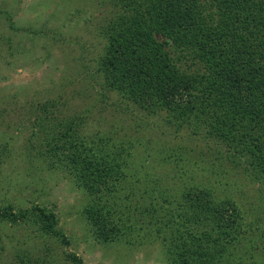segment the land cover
Here are the masks:
<instances>
[{"label":"trees","instance_id":"16d2710c","mask_svg":"<svg viewBox=\"0 0 264 264\" xmlns=\"http://www.w3.org/2000/svg\"><path fill=\"white\" fill-rule=\"evenodd\" d=\"M114 2L129 15L103 27L97 68L102 89L142 112L165 113L178 131L224 143L252 168L246 174L264 183V0ZM50 107H41L44 116L38 117L34 135L44 134L38 138L43 157L52 159L50 152L60 149L57 140H64L62 147L81 143L85 118L53 122ZM47 121L54 128L66 125L65 132H56L51 141ZM112 140L96 133L83 141L90 143L85 149L56 161L91 199L83 218L95 240L136 248L132 238L149 226L146 233L160 238L168 264H264V242L258 243L254 221L245 222L230 198L217 200L218 190L194 181L175 192L147 169L144 176L128 175L121 165H129V153L123 142L110 150ZM124 213L133 218L119 222ZM2 215L15 223L33 215L45 237L69 240L57 229L58 214L46 207L15 212L10 206ZM145 241L138 239L137 247ZM45 245L49 252L58 248ZM67 257L71 264H84L76 254Z\"/></svg>","mask_w":264,"mask_h":264},{"label":"rangeland","instance_id":"374dc122","mask_svg":"<svg viewBox=\"0 0 264 264\" xmlns=\"http://www.w3.org/2000/svg\"><path fill=\"white\" fill-rule=\"evenodd\" d=\"M115 3L0 0V264H71L70 254L84 264H168L160 238L146 233L149 226L132 238L136 248L124 242L100 244L87 230L83 212L91 199L56 161H64L76 148L85 149L90 143L83 141L96 133L112 137L110 150L113 143L120 148L124 143L129 165L121 166L128 175L144 176L147 169L159 173L162 185L175 192L190 181L218 190L215 199L230 198L245 222L254 221L258 243L264 242V183L246 174L252 168L238 154L224 143L216 145L178 131L165 113L142 112L102 89L97 68L105 43L103 27L129 15ZM45 103L54 105L50 107L53 122L85 118L78 133L81 143L62 147L64 140H57L60 149L50 152L52 162L43 157L39 139L44 134L34 135ZM51 121L47 122L52 141L66 125L54 128ZM170 154L175 156L163 164ZM35 205L58 214L57 229L69 240L62 235L45 237L33 215L17 223L2 215L6 207L18 212ZM119 216V222L133 218ZM195 230L191 228L192 233ZM140 238L146 241L137 247ZM45 244L58 248L49 252Z\"/></svg>","mask_w":264,"mask_h":264}]
</instances>
